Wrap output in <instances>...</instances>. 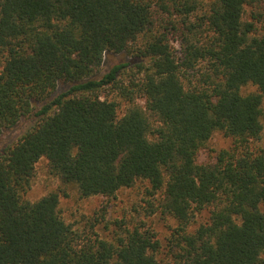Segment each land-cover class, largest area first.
Here are the masks:
<instances>
[{"label": "trees", "instance_id": "obj_1", "mask_svg": "<svg viewBox=\"0 0 264 264\" xmlns=\"http://www.w3.org/2000/svg\"><path fill=\"white\" fill-rule=\"evenodd\" d=\"M38 100L0 154V264H162L144 223L110 240L26 198L41 158L84 198L147 181L173 264H264V0H0V135ZM216 131L232 146L200 162Z\"/></svg>", "mask_w": 264, "mask_h": 264}, {"label": "rangeland", "instance_id": "obj_2", "mask_svg": "<svg viewBox=\"0 0 264 264\" xmlns=\"http://www.w3.org/2000/svg\"><path fill=\"white\" fill-rule=\"evenodd\" d=\"M251 8L246 7L245 18L251 19ZM134 61L128 54H110L105 57L104 63L98 73L102 76L116 63ZM69 84L60 82L51 97L66 91ZM257 90L253 84L243 88V92ZM44 102L36 101L33 111L23 117L15 126L5 129L0 135V154L9 146L16 143L19 138L31 128L37 121L38 109ZM126 103V102H125ZM123 107L125 109V105ZM123 109L121 113H123ZM264 122V119H263ZM207 148L199 155V161L204 162L213 159L217 153L232 146L233 140L222 131H216L209 141ZM254 148L264 144V130L261 140L254 141ZM36 175L26 198L35 201L52 191L60 193L59 208L65 219L74 227L85 230V232H97L101 237L113 240L121 230L120 225L130 227L135 224L144 223L146 227L153 229L160 241L158 258L162 264H173L174 260L170 252L172 231L178 226V221L169 215H164L158 208V196L154 197L149 193V183L139 181L134 187L120 189L116 196L107 198L103 195L81 197L76 184H66L58 176L50 172L49 162L41 158L36 165ZM207 219V214L199 216V222Z\"/></svg>", "mask_w": 264, "mask_h": 264}]
</instances>
